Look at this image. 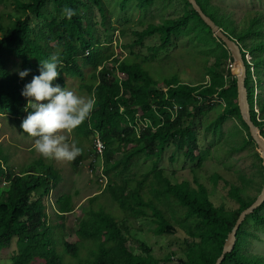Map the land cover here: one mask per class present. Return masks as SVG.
<instances>
[{
  "label": "trees",
  "instance_id": "trees-1",
  "mask_svg": "<svg viewBox=\"0 0 264 264\" xmlns=\"http://www.w3.org/2000/svg\"><path fill=\"white\" fill-rule=\"evenodd\" d=\"M117 1L123 10L134 3L146 11L157 0ZM195 1L217 27L242 47L252 121L264 139V12L248 13L238 25L230 15L221 14L211 0ZM50 2L57 12L67 6L75 10V15L69 20L63 15L58 18L45 14ZM183 2L188 9L183 16L163 19L161 24H151L137 32L136 43L158 35L162 44L148 49L157 59L175 36L185 35L204 55H193L196 64L203 65L201 77L177 69L172 76L158 81L135 56L117 59L114 47L93 35L91 19L85 15L96 9L101 27L111 31L110 11L104 0H13L12 6L24 17H10L15 26L9 29L4 28L0 18V114L17 120L22 134L32 137L20 127L28 115L24 111L28 101L21 91L33 76L39 75V60L58 54L61 75L56 82L75 93H85L96 102L90 117L72 130L74 136L91 155L96 156L97 138L106 146L100 162L107 184L100 194L88 199L76 243L58 238L56 225L48 214L46 201L60 186L59 170L41 161L16 173L0 146V254L14 248L9 264H161L151 248L144 246V252L138 253L129 238V221L151 216L154 231L160 236L183 229L186 247L182 249V264H215L238 216L256 200L264 180L254 195L249 194V181L240 185L226 180L237 204L227 211L215 205L203 184L194 187L189 180L174 182L160 167L163 154L171 145L182 149L186 159L198 163L197 167L202 166L205 159L191 126L200 112L215 101L223 106L218 127L230 119H236L239 125L234 135L238 145L231 149L242 151L252 145L258 148L241 115L237 78L228 72L235 63L232 54L213 37L189 3ZM248 54L253 58L254 73L246 60ZM11 63L18 65L16 73L11 72ZM109 63L114 65L113 72L106 68ZM25 69L30 74L20 79L18 72ZM117 154L122 157L117 159ZM257 156L263 162L260 152ZM142 160H153L152 166L137 174L132 166ZM260 174L264 179V165ZM219 179L223 178L216 174L213 183ZM107 198L117 204V213L115 206L107 209ZM75 210L69 194L55 201L56 216ZM263 210L264 202L246 215L232 251L220 264H264V257L244 250L247 226L264 225ZM60 245L71 256L69 263L61 257Z\"/></svg>",
  "mask_w": 264,
  "mask_h": 264
},
{
  "label": "rangeland",
  "instance_id": "rangeland-1",
  "mask_svg": "<svg viewBox=\"0 0 264 264\" xmlns=\"http://www.w3.org/2000/svg\"><path fill=\"white\" fill-rule=\"evenodd\" d=\"M104 1L110 11L111 31L107 32L101 27L100 16L96 9H93L92 12L86 11L85 15L91 19L93 35L98 37L101 42L113 46L117 59L122 60L131 55L135 56L137 62L142 64L143 68L158 81H164L166 77L172 76L177 72V69L180 73L191 72L193 76L201 77L204 72L203 65L196 64L193 55L200 54V57L204 55L196 50L195 43L185 35L175 36L172 43L160 53L157 59L152 57L153 54L148 49L162 44L158 35L136 43L138 41L137 32L144 31L151 24H161L163 19H177L183 16L188 10L183 0H157L156 5L146 11L139 10L134 3L123 10L120 1ZM12 3L13 0L0 1V18L6 29L15 26L10 17L20 19L24 17L22 12L15 10ZM211 3L219 8L221 14L230 15L238 25L246 14L264 12V0H211ZM45 14L58 18L62 16V12L56 11L53 2L49 3ZM40 24L44 23L40 21ZM35 27L39 30L36 23ZM199 46L203 47V45ZM246 60L250 65L251 72L254 73L253 58L248 54ZM17 68L16 63L10 64L12 73H16ZM106 68L113 72L114 65L109 63ZM236 70L237 66L234 64V68H230L228 72L234 73L236 76ZM161 88L163 89L165 86H161ZM77 94L88 98L85 93ZM205 108L194 119L191 126L199 140L201 157L205 159L202 166L197 167L198 163H192L186 159L182 149L171 145L163 154L160 167L172 177L174 182L189 180L194 187L203 184L209 190L210 198L216 206H223L227 211H231L237 207V204L230 195V186L226 180L240 185L249 181V194L254 195L260 182L264 180L260 174L264 164L257 156L259 149L253 145L242 151L231 149L232 146L238 145L234 135L239 125L236 119H230L221 128L218 127L217 119L223 110L219 101L212 102L207 106V109ZM61 134L66 137L68 143L77 142L81 147L72 130H62ZM36 139L38 138L22 134L17 120L6 118L0 114V146L6 151L10 159V167L14 172L21 173L41 161L51 164L59 170L61 174L60 186L46 201L48 214L51 222L56 225L58 238H62V241L76 243V232L83 216L82 211L84 207L88 206V199L100 194L107 184V178L101 172L103 164L100 162V158L94 154H88V151L83 147H81L82 155L71 162L46 158L35 151ZM121 157V154L116 155L117 159ZM152 162L153 160L146 163L143 160L136 162L132 166V171L137 174L145 173L152 166ZM92 164H95L94 169ZM216 174L221 175L223 179H219L214 184L213 179ZM66 194L73 196L76 210L62 217L56 216L55 201ZM106 196L108 197V195ZM105 201L107 209L111 210L115 206L113 210L118 211L117 204L115 205L108 198ZM129 222L131 225L129 238L138 253H143L145 246L152 249L154 255L161 260V264H182V249L186 247L183 229H179L176 233L160 236L154 231L156 226L153 216L131 219ZM247 229L249 234L244 241L245 252L264 257V225L257 227L248 225ZM58 249L64 261L69 263L71 256L65 253L63 245L58 246ZM13 251L14 248H11L0 254V264H9Z\"/></svg>",
  "mask_w": 264,
  "mask_h": 264
},
{
  "label": "clouds",
  "instance_id": "clouds-1",
  "mask_svg": "<svg viewBox=\"0 0 264 264\" xmlns=\"http://www.w3.org/2000/svg\"><path fill=\"white\" fill-rule=\"evenodd\" d=\"M62 15L70 20L75 10L66 6L62 9ZM39 65V75L33 76L21 91L28 101L24 108L28 115L20 127L23 133L38 138L34 145L36 152L46 158L71 162L82 154V148L77 142L68 143L61 131L76 129L84 123L96 102L94 98H85L56 82L61 75L58 71V54L39 60ZM29 74V69L18 72L20 79ZM101 172L107 178L103 170Z\"/></svg>",
  "mask_w": 264,
  "mask_h": 264
},
{
  "label": "water",
  "instance_id": "water-1",
  "mask_svg": "<svg viewBox=\"0 0 264 264\" xmlns=\"http://www.w3.org/2000/svg\"><path fill=\"white\" fill-rule=\"evenodd\" d=\"M186 1L189 3L192 9L198 14L200 19L204 22V24L208 28H210L213 37L218 39L220 42H222L227 48V50H229V52L232 54V57L237 66L236 78L238 81V93H239L238 102H239L241 115L244 122L247 124V126L250 129L251 136L254 142L256 143L259 152L263 156V163H264V139L261 137L259 130L252 121L251 107L249 103V94L246 88L248 69H247L246 61L243 56L242 47L236 41L230 38L224 31H222L219 27H217L215 23L202 12L201 8L198 6L195 0H186ZM263 202H264V183L261 192L257 196L256 200L252 203V205H250L248 208L243 210L238 216L233 229L228 234L224 242L222 252L218 257V259L216 260L215 264H220L223 261L225 255L230 251H232L236 241L237 230L245 220L246 215L252 213L253 210L260 207Z\"/></svg>",
  "mask_w": 264,
  "mask_h": 264
},
{
  "label": "built area",
  "instance_id": "built-area-1",
  "mask_svg": "<svg viewBox=\"0 0 264 264\" xmlns=\"http://www.w3.org/2000/svg\"><path fill=\"white\" fill-rule=\"evenodd\" d=\"M234 64H231L230 65V68H234ZM95 149H96V154L101 158L103 155H104V152L106 150V146L104 144V142H102L101 139L97 138L96 141H95ZM102 170H103V167H102Z\"/></svg>",
  "mask_w": 264,
  "mask_h": 264
}]
</instances>
